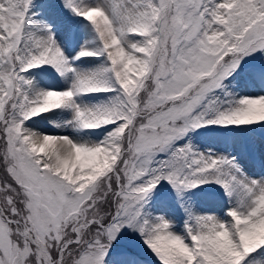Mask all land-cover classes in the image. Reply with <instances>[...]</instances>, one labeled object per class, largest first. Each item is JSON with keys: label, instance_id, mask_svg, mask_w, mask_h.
<instances>
[{"label": "rangeland", "instance_id": "1", "mask_svg": "<svg viewBox=\"0 0 264 264\" xmlns=\"http://www.w3.org/2000/svg\"><path fill=\"white\" fill-rule=\"evenodd\" d=\"M215 2L206 34L186 36L190 25L204 27L195 1L0 0V112L16 85L0 123V193L18 192L25 221L0 207V264H52L27 230L58 252L85 226L92 240L68 264H264V0ZM157 27L177 48L156 97L172 100L146 120L163 133L136 156L124 186L130 201L112 211L120 194L106 184L96 201L110 212L86 218L79 209L92 203H80L121 157ZM227 51L238 68L222 61ZM30 130L65 139L64 161L53 159L62 153L54 143L34 145ZM153 135H140L137 149Z\"/></svg>", "mask_w": 264, "mask_h": 264}, {"label": "trees", "instance_id": "2", "mask_svg": "<svg viewBox=\"0 0 264 264\" xmlns=\"http://www.w3.org/2000/svg\"><path fill=\"white\" fill-rule=\"evenodd\" d=\"M7 108V106H6ZM125 166H122V172L124 171ZM106 184H111L112 187L114 186V177L111 173H109L108 175H106L105 177H102V179L100 181H98L97 183L94 184L93 188L90 191L89 196L84 200V202L81 204V207H83L86 204H91V209L88 210H84V209H79L80 210V215H84L85 217H99L100 215L103 214L104 210H106V213L110 212V207L108 208L107 204L104 203V206L101 205V207H99L97 205V197L100 195V187L104 186L106 187ZM103 190V188H102ZM8 195H10V199L7 200V196L3 193H0V198H1V202L2 205L5 209L6 212H8V214L18 218V219H23L22 215L19 214V207L21 206L22 203H24V199H19L18 196V192L14 191L13 193H9ZM12 207H14V211H12ZM80 207V208H81ZM109 209V210H108ZM73 218V217H72ZM103 222H105L107 220V217H101L100 218ZM93 227L92 226H87L84 228L83 230V235L82 238L80 239V244L79 246H84V244L86 242H91L92 240V234H91V229ZM73 234H71L70 236H72ZM99 235L103 236L102 232L99 231ZM69 236V237H70ZM45 244H47L46 242H44ZM33 247L34 245L31 244ZM48 245V244H47ZM78 244L75 243H71L69 245L70 249L67 252H64L62 255V260H61V264H68L71 260V258L74 255L75 252V246ZM49 251L52 254L53 257H55L57 255V250L54 249L51 245H48Z\"/></svg>", "mask_w": 264, "mask_h": 264}, {"label": "bare ground", "instance_id": "3", "mask_svg": "<svg viewBox=\"0 0 264 264\" xmlns=\"http://www.w3.org/2000/svg\"><path fill=\"white\" fill-rule=\"evenodd\" d=\"M37 90H39V89H36V91ZM41 90H39V91H41ZM28 128H33V127H28ZM27 134H28L31 142H33V144L36 145L38 148L46 149L45 146H49L52 143H54L56 145V147H61L62 153H59L56 150L53 151V154H54L53 159L55 161H59L60 163H62V161H64V158H62V156H63V154L66 153V150L68 149V148H65V146L67 144L65 139H53V138H49V137H42L41 133H39V132L35 133L33 130L28 131Z\"/></svg>", "mask_w": 264, "mask_h": 264}]
</instances>
